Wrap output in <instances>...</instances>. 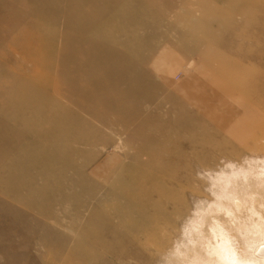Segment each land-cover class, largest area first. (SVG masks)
<instances>
[{"label": "rangeland", "instance_id": "1", "mask_svg": "<svg viewBox=\"0 0 264 264\" xmlns=\"http://www.w3.org/2000/svg\"><path fill=\"white\" fill-rule=\"evenodd\" d=\"M79 1L0 0V264H154L195 168L264 155V0Z\"/></svg>", "mask_w": 264, "mask_h": 264}, {"label": "clouds", "instance_id": "2", "mask_svg": "<svg viewBox=\"0 0 264 264\" xmlns=\"http://www.w3.org/2000/svg\"><path fill=\"white\" fill-rule=\"evenodd\" d=\"M249 159L264 155L221 154L193 170L154 264H264V168L248 170Z\"/></svg>", "mask_w": 264, "mask_h": 264}, {"label": "bare ground", "instance_id": "3", "mask_svg": "<svg viewBox=\"0 0 264 264\" xmlns=\"http://www.w3.org/2000/svg\"><path fill=\"white\" fill-rule=\"evenodd\" d=\"M90 2H91V0H80L78 4L76 3V5H66L65 4L64 6H60L56 10V13L58 15L64 17L65 21L70 22V23H71V20L73 19L74 16H79L81 20L83 19V21H85V22H83L84 24H91L93 22H96V20L104 22V19L101 18L100 16L98 18V16H96L94 14L87 15L85 13L84 14L82 13L81 7L87 5ZM49 14H50V12H48L46 14V17ZM81 28H84V26L82 24L80 26L76 27V31H78ZM63 40H64L65 44L66 43L68 44L69 42L71 44H73V43L76 42L75 40H74L75 42H72V39L70 38V36H68V34L66 35V37L63 38ZM51 43H52V40L49 41V45L50 46H51ZM65 44H63V45H65ZM74 46L75 47L70 49V50L71 51L74 50L75 52H78V53L81 52L79 50L80 46L81 47H85L84 45H81L80 42H78V41H77V46L75 44H74ZM85 49H86L85 50L86 54H88L87 58L90 59V57H94V49H91L89 47H86ZM50 50H51V47H50ZM72 53H73V51H72ZM89 53H91L92 55L89 54ZM98 55L99 54H97V56ZM110 55H112V54L110 53ZM71 56L72 55L69 54V51L67 49V52H66L65 56L64 57L62 56V59H61L63 62L61 64L52 65V67H51L53 69L52 72L50 70L47 71L48 74H49L48 77H51L54 73L56 74L60 70L61 66H63L65 68V70H69V65L67 63H69L68 60H69V58ZM88 67H90L91 71L94 72L95 75L101 77V80H99L98 83H96V85H95V83H93L92 85H85V86L84 85H80L79 87H77V85H76L74 80L70 79L68 81L69 82V87L75 89V91H74L75 95L73 96L74 98H72V100L78 105V107L80 108V110L82 112L83 111H85V112H87V111L92 112L93 111L92 108L87 107L85 105L87 97L91 96V95L93 96V95L98 94V92H99V90H100V88L102 86H105L106 84H111L112 82H110V80L114 76V71L112 72L113 68L111 70L110 69L106 70L105 68H102L103 64H95L94 62H90V61H85V62L82 61V62H77V64H75V66L73 67V71H75L77 73L76 77H79V78L82 77V74L84 73V71ZM56 84L57 83L54 82V87H55ZM104 120H105V116H100L99 117V121H104Z\"/></svg>", "mask_w": 264, "mask_h": 264}]
</instances>
